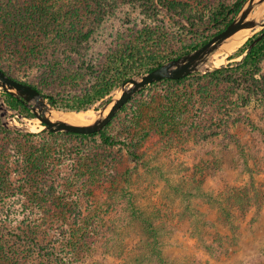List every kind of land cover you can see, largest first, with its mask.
Wrapping results in <instances>:
<instances>
[{
    "label": "trees",
    "instance_id": "obj_1",
    "mask_svg": "<svg viewBox=\"0 0 264 264\" xmlns=\"http://www.w3.org/2000/svg\"><path fill=\"white\" fill-rule=\"evenodd\" d=\"M42 1L0 0V68L11 77L36 87L52 105L74 112L90 110L98 102L103 104L106 96L126 79L151 71L167 60L202 46L232 22L244 2L218 0L208 21L212 26L194 36L178 35L161 24L129 29V34L120 37L104 53L100 63L90 68L95 71L93 82L84 83L79 78L82 66L78 65L80 69L74 68L60 58L66 57L70 62L74 54L80 52L76 44L87 41L92 35L91 29L77 33L72 23L90 12L99 0ZM131 2H138L143 13L157 21L162 8L175 11L172 0ZM55 7L57 16L55 11L50 10ZM104 13L101 10L96 22L101 21ZM262 32L250 38L246 46ZM263 61L264 37L237 66L229 64L205 74L198 72L148 85L133 96L107 126L91 134L49 130L25 133L5 128L0 119V248L6 251L8 240L2 231L6 228L17 238L16 242L19 241L14 253L23 255L21 264H82L92 257L98 241L103 239V247L113 245L123 253L124 241L116 240L120 237L118 227L126 220L123 227L140 231L139 235L146 241L148 250L151 247L150 253L157 257L156 263L167 264L158 248L161 239L171 231L168 224L175 217L184 220L192 216V234L201 241L205 252L219 258L215 243L207 240L205 232L204 225H212V222L204 220L202 225L198 217L194 219L199 210L193 208L191 203L200 199L209 204L216 209L222 224L235 229L236 209L247 212L252 207L262 205L263 190L256 184L253 170L249 169L251 176L248 183L226 186L214 194L204 190L203 185L207 171L213 166L197 162L195 168L198 171L195 173H199V176H190L187 180L186 175L188 184L180 187V190H184L183 196L189 200L184 211L177 214L175 209L162 212L152 207L146 212L135 199L139 194L129 188L133 185L142 189L141 174L136 166L126 165V159L113 149L118 146L126 149L129 159L146 167L153 157L141 147L148 136L156 134L162 140L163 151L181 142V138L191 141L199 133L198 129L203 128L202 116L206 107L208 115H205L204 122L209 120L214 124L218 120L216 111L221 114L227 108L239 109L243 105L242 100L246 104L257 87L264 91V77H256ZM28 70H36L38 74L24 80L22 76ZM66 71L74 74H67ZM218 93L223 96L214 98ZM4 95L18 113L35 117L22 99L6 92ZM192 96H196L193 105ZM158 98L165 102L153 107ZM220 107L222 109L219 111ZM150 109L154 114L149 112ZM251 125L264 135L261 126ZM60 138L68 141L80 157L67 158L64 148H52L53 142ZM30 145L37 151L29 149ZM25 146L27 148L22 151ZM240 148L239 154L248 166L249 151L243 145ZM18 151H22L18 160L22 169L19 174L21 180L19 183L12 180V184L20 196L14 197L17 202H11L8 206V194L1 189L10 183L11 174L4 173L3 163L5 155L13 153L15 156ZM93 170L92 175H88ZM96 171L100 173L99 181H91ZM98 182L100 186L108 182L107 196L110 200L100 215L94 212L97 209H90L84 204L87 197L94 193ZM143 190L147 191V188ZM28 194L36 208L20 223L22 226H16L12 222L14 217L10 207L25 204L24 196ZM107 217L113 218L111 224H106ZM12 259L16 261L15 256ZM259 264H264V260Z\"/></svg>",
    "mask_w": 264,
    "mask_h": 264
},
{
    "label": "rangeland",
    "instance_id": "obj_2",
    "mask_svg": "<svg viewBox=\"0 0 264 264\" xmlns=\"http://www.w3.org/2000/svg\"><path fill=\"white\" fill-rule=\"evenodd\" d=\"M33 1L43 3L42 0ZM102 1L103 3L99 0V3L94 4L90 12L83 14L79 20H74V23H72L74 31H77V33L79 31L87 32L90 29L93 30L87 41L76 44V46H79L80 52L75 53L74 58L72 57L70 62L66 57L61 56L60 58L65 64H70L74 68H79L78 65L82 66V69L79 68V78L84 83L93 82L95 75V73L93 75V72L95 71L90 68H95L102 60L104 53L120 37L129 34V29H138L146 24H161L169 27L178 35L194 36L197 32H202L212 26L208 21L218 2V0H172L175 2V11L170 12L168 9L162 8L159 14V21H157L156 18H150L145 15L138 2H131V0ZM50 10L55 11L54 14L57 16L56 7ZM101 10H104L105 13L100 19L101 21L96 22ZM262 19L264 20V14ZM258 33H255V35ZM249 39L246 41L245 39L242 40V43L237 46V49L230 57L236 58L243 53L246 50V43ZM218 58L219 62L224 59V57L221 58L219 56ZM218 58L216 59L217 61ZM234 62L230 61L229 64L232 65ZM27 72V74L22 76L24 80H28L32 75L38 74L36 70H28ZM66 73L74 74V72L69 71H66ZM199 73L205 74L207 72ZM138 75L140 74L134 76ZM256 77L259 79L264 77V61L261 65V71ZM118 86L106 96L105 102L111 98ZM191 89L193 88L191 87ZM69 90L71 89L69 88ZM256 90L246 104L242 100L243 105L241 104L239 109L227 108L221 114L216 111L218 120L214 124L209 120L204 122L205 115H208L206 114L208 107H206L205 115L202 116L203 128L202 130L198 129L199 133L197 132L191 141L181 138V142L179 141L170 149L163 151L162 140L160 141L156 134L148 136L141 146L142 150L146 151L149 156L153 155L146 167L142 164L137 165L133 159H129L126 149H120L119 146L113 149V152H118L126 159V165L130 167L136 166L137 171L141 174L142 189L133 185L129 186L130 190L139 194L135 198L137 204L146 212H149L152 207L159 208L163 210L162 212L175 209L177 214L184 211L189 200L183 196L184 190H180V187L188 184L185 180L186 175L188 176L187 180L190 176H199V173H195L198 171L195 168L197 162L199 164L209 163L213 166L211 170L207 171L205 176V182H203V185H205L204 190L217 194L219 190L224 189L226 186L244 185L249 182L251 176L249 169H252L256 184L263 190L264 197V135L256 131L251 125L253 123L264 129V91H261L259 87ZM4 93L5 91L0 87V95L4 97L5 102L9 106V111L5 116L8 126L4 124L0 115L2 125L10 130L25 133L42 132L43 124L40 119L36 116L26 117L24 114L18 113L17 110L8 104ZM220 96H223V94L218 93L213 97ZM237 97L235 96L234 98ZM195 98L196 96H192L191 105L194 104ZM238 101L241 103L240 100ZM162 102L165 101H161L158 98L152 106L155 107ZM103 104L98 102L89 111L93 112ZM221 109L222 107L219 108V111ZM62 110L76 114L74 111ZM149 112L154 114L151 109ZM28 127L34 128L35 131L24 129ZM0 134L2 135V132ZM53 145L54 147L51 146L52 148H64L67 158L69 156L72 158L80 157L68 141L64 142V139L60 138L58 141H54ZM241 145L245 146L250 153V155L248 153V166L239 154ZM26 148L25 146L22 151ZM29 149L35 151L36 148L30 145ZM22 151H18L15 156L13 153L5 155L3 169L6 175L11 174V181L1 190L4 191V194H8L6 200L8 206H10L11 202H17L14 197L20 196L14 189L12 180L17 183L21 180V175L19 174H21L22 169L18 160H20L19 157ZM55 164H58L57 161H55ZM94 171L88 172V175H92ZM96 172L93 174L91 181H99L97 178H99L100 173ZM107 183L104 186H100L98 182L94 187V193L89 195L87 197L88 200L84 202L90 209H97L94 212L99 215L110 203L107 196ZM143 188H147V191L143 190ZM24 198L27 201L25 204L19 203L10 207L14 217L12 222L16 226H22L20 223L26 219L28 214H32V211L36 208L30 194L24 196ZM191 204L193 208L197 207L199 210L196 211L194 219L198 217L202 225H204V220L212 222V225H204L205 232L207 233V240L215 243L216 253L218 252L217 256L219 258L211 257L205 252L201 241L192 234V216L184 220L175 217L168 224L171 231L161 239V245L158 248L167 264H259L260 261L264 260V198L261 206L252 207L247 212H242L240 209L235 210V229L222 224L219 221L216 209L209 206V204L200 201V199H195ZM112 219L107 217L106 224H111ZM35 222L36 219L33 223ZM125 223L126 220L124 221ZM124 224L118 227L120 237L116 240L122 241V243L124 241L123 253L119 247H114L113 245L109 248L103 247V239L98 241L92 257L87 258L82 264H158L156 263L157 257L150 253L151 247L148 250L146 241L141 239L140 231L128 226L124 228ZM2 231L8 243L6 251L0 248V264H21L23 255L14 253L19 241L18 243L16 242L17 238L13 237L10 230L3 228ZM28 234H30V231ZM215 235L216 237L213 240ZM12 256H15L16 261L12 259Z\"/></svg>",
    "mask_w": 264,
    "mask_h": 264
},
{
    "label": "water",
    "instance_id": "obj_3",
    "mask_svg": "<svg viewBox=\"0 0 264 264\" xmlns=\"http://www.w3.org/2000/svg\"><path fill=\"white\" fill-rule=\"evenodd\" d=\"M263 14L264 0H245L232 22L202 46L177 58L167 60L151 71L138 76H132L123 81L112 94L111 98L100 108L94 110L97 112L96 116L89 123H73L60 118L53 119L49 107L60 112L68 111L52 105L36 87L28 82L11 77L2 68H0V87L6 93L22 99L31 108L35 116L40 119L43 124V128L41 129L43 130L52 132H77L82 134L95 133L107 126L135 94L154 82L167 78L180 79L197 72L205 73L219 68H225L229 66L230 61H235L232 66H237L264 37ZM242 29H249L243 38L245 41L254 36L255 33L261 32L262 30L263 32L238 57H230L237 49L236 47L230 51L227 58L219 62L217 54L220 49L226 43L233 40L232 37ZM217 58L218 61L216 60ZM8 111L9 106L5 102L4 97L0 95V115L4 124L7 126L8 122L5 121V116ZM24 129L27 131H35L34 128L30 127Z\"/></svg>",
    "mask_w": 264,
    "mask_h": 264
},
{
    "label": "bare ground",
    "instance_id": "obj_4",
    "mask_svg": "<svg viewBox=\"0 0 264 264\" xmlns=\"http://www.w3.org/2000/svg\"><path fill=\"white\" fill-rule=\"evenodd\" d=\"M249 29H242L238 31L232 38L233 40L229 41L226 43L218 52L217 56L223 58H227L229 56L230 51L235 49L240 42H242L244 36L248 33ZM236 44V45H235ZM49 111L51 112V116L53 119H64L73 123H89L92 121V119L96 116L95 111L90 112L89 110L87 111H82V112H76V114H71L67 112H60L55 109H52L49 107Z\"/></svg>",
    "mask_w": 264,
    "mask_h": 264
}]
</instances>
